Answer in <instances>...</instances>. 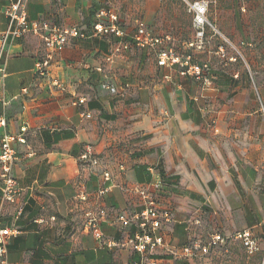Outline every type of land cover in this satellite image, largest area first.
<instances>
[{"label":"crops","instance_id":"1","mask_svg":"<svg viewBox=\"0 0 264 264\" xmlns=\"http://www.w3.org/2000/svg\"><path fill=\"white\" fill-rule=\"evenodd\" d=\"M14 1L0 0V34L8 27L6 9ZM187 1L26 0V9L31 20L43 17L85 28L98 8L110 6L119 13L126 40L131 41L139 18L154 34L170 36L169 46L186 45L199 52L205 42L197 40ZM226 1L218 0L206 41L218 35L251 45L238 28L235 16L240 10L234 0L230 8L224 7ZM112 41L117 39L72 38L46 78L34 73L43 54L38 36L25 34L5 45L0 115L6 125L0 127V137L19 133L21 126L27 130L26 142L14 144L18 160L13 173L20 195L10 204L2 202L0 193V230H18L0 264L2 259L4 264H131L139 254L128 241L138 227H123L116 214L140 212L141 190L171 211L166 238L171 246L206 241L214 232L228 239L242 230H249L261 246L262 112L217 110L222 94L201 88V82L182 76L177 67L158 66L155 51L147 47L132 44L106 60ZM254 90L264 106V72L255 78ZM80 97L85 103L74 104ZM232 113L238 114L237 123ZM87 148L98 163L81 157ZM156 181L160 188L153 187ZM101 209L106 211L100 224L108 244L86 227L88 214ZM202 256L180 259L158 250L150 262L197 264Z\"/></svg>","mask_w":264,"mask_h":264},{"label":"built area","instance_id":"2","mask_svg":"<svg viewBox=\"0 0 264 264\" xmlns=\"http://www.w3.org/2000/svg\"><path fill=\"white\" fill-rule=\"evenodd\" d=\"M216 0H193L188 2L192 11L193 26L196 29L197 40L202 43L206 26L211 25L208 19L210 5ZM9 16L7 29L0 34V76H4V62H2V53L4 47L10 41L19 38L25 34H35L43 44V54L34 64V73L40 78L49 76L50 67L56 57L69 43L72 38L86 39L94 36H113L117 41H112V45L106 60L111 61L115 56L121 54V50L129 48L132 44L137 47H147L156 53V63L162 67H179L181 75H190L194 80L203 85L209 83L207 64H196L191 61V55H181L168 45L171 38L168 35H156L148 27L143 19H137L135 32L131 41L126 40L125 31L122 27L119 13L110 6L98 8L93 14V21L89 27L66 26L55 22L49 18H39L31 20L28 17L26 9V0H15L10 3L6 9ZM55 85H60L58 79H53ZM111 92H115V87H110ZM85 97H80L74 104L83 105ZM261 112L264 116V106ZM82 116L90 117L89 112L81 111ZM6 125V119L0 115V127ZM26 126L20 127L17 134L5 133L0 137V193L1 200L4 203L15 204L19 195L20 187L13 173L14 165L18 160L15 143H25ZM81 157L89 159L93 164L98 163L97 158L93 157L89 148L85 149ZM108 176L107 172H104ZM154 188H160V181L153 184ZM144 202V208L140 212L127 214L118 212L116 219L123 227L132 224L137 225L135 232L128 243L131 248L139 254L138 259L131 264H154L150 262V257L158 250L167 251L175 258L190 259L195 256L208 254L212 247L223 244L227 237L220 232H214L209 235L206 241L193 239L183 246H171L166 238L170 232V223L172 222L171 211L163 206V203L156 196L140 191ZM21 206H18L17 213L20 214ZM106 216V211L101 209L97 215L88 214L86 227L89 232L102 244H108L101 228V219ZM18 233L17 229L3 228L0 230V255L5 251L11 236ZM243 242L250 252L256 249V243L249 230H242L233 236ZM115 245V242H114ZM4 264V259L1 260Z\"/></svg>","mask_w":264,"mask_h":264},{"label":"rangeland","instance_id":"3","mask_svg":"<svg viewBox=\"0 0 264 264\" xmlns=\"http://www.w3.org/2000/svg\"><path fill=\"white\" fill-rule=\"evenodd\" d=\"M234 2L240 10V15L237 13L235 16L240 34L252 41L251 45L235 44L233 37L229 41L218 35L206 41L212 34L211 16L219 8L218 0H216L210 5L208 11L211 25L206 26L203 37L205 43L198 49L199 52H193L191 47L186 45L174 44V47H171L181 55L190 54L193 63L208 65L209 83L200 84V87L222 94L217 97V110L258 109L261 113L262 101L255 94L254 89L255 78L264 72L262 68L264 64V0H234ZM225 3L227 5L223 6L230 8L232 0H227ZM219 46L222 48L219 49ZM177 68L179 71L180 68L178 66ZM184 76L192 78L190 75ZM224 79H227L228 83H223ZM243 80L246 81V85L239 84ZM247 96L249 99L245 100ZM232 115L237 116L234 122L237 123L238 114L232 113ZM256 247L250 252L241 240L232 236L223 244L212 247L208 254L198 259L197 264H264V242L261 246L256 244Z\"/></svg>","mask_w":264,"mask_h":264}]
</instances>
